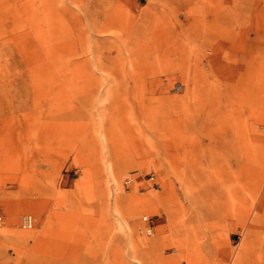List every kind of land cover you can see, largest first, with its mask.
<instances>
[{
    "label": "rangeland",
    "instance_id": "obj_1",
    "mask_svg": "<svg viewBox=\"0 0 264 264\" xmlns=\"http://www.w3.org/2000/svg\"><path fill=\"white\" fill-rule=\"evenodd\" d=\"M0 218V264H264V0H0Z\"/></svg>",
    "mask_w": 264,
    "mask_h": 264
},
{
    "label": "built area",
    "instance_id": "obj_2",
    "mask_svg": "<svg viewBox=\"0 0 264 264\" xmlns=\"http://www.w3.org/2000/svg\"><path fill=\"white\" fill-rule=\"evenodd\" d=\"M0 220H1V218H0ZM23 224H24L25 227L32 226V224H33V218L31 216H25L23 218Z\"/></svg>",
    "mask_w": 264,
    "mask_h": 264
},
{
    "label": "bare ground",
    "instance_id": "obj_3",
    "mask_svg": "<svg viewBox=\"0 0 264 264\" xmlns=\"http://www.w3.org/2000/svg\"><path fill=\"white\" fill-rule=\"evenodd\" d=\"M256 213V212H255ZM250 220V219H249Z\"/></svg>",
    "mask_w": 264,
    "mask_h": 264
}]
</instances>
